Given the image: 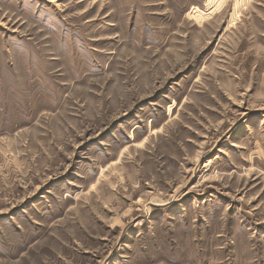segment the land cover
<instances>
[{"label":"rangeland","instance_id":"374dc122","mask_svg":"<svg viewBox=\"0 0 264 264\" xmlns=\"http://www.w3.org/2000/svg\"><path fill=\"white\" fill-rule=\"evenodd\" d=\"M0 264H264V0H0Z\"/></svg>","mask_w":264,"mask_h":264}]
</instances>
